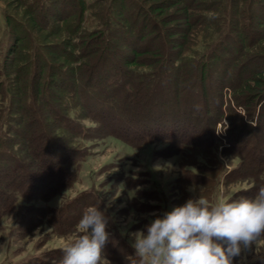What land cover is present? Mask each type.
Instances as JSON below:
<instances>
[{
  "label": "trees",
  "instance_id": "obj_1",
  "mask_svg": "<svg viewBox=\"0 0 264 264\" xmlns=\"http://www.w3.org/2000/svg\"><path fill=\"white\" fill-rule=\"evenodd\" d=\"M41 1V4H36L35 10L29 11L34 25L39 24L36 22L37 17L34 16L37 11L46 12L48 16L52 17L58 16L54 10L45 6L43 2L46 0ZM196 1L151 0L147 7L136 1L137 12L132 17L133 22L130 23V27H137L136 30L131 29L134 35L138 30L140 31L135 37L137 44L141 45L139 47L132 46L130 53L120 54L122 66L119 65L117 68L116 64V67L113 68L118 72L116 74L111 72L110 75H107L110 71L107 72L106 69L110 62L108 58L104 57L106 50L102 51L101 49L103 47L111 49V41L115 37L118 38L120 29L113 26L108 21V17H106L104 25L87 33L80 40L82 46L93 45V48H96L87 53L74 55V50L79 49L80 44L65 39L62 40L66 45L64 47L62 45H54L49 48H46V45L43 46L47 54L42 48L32 45L33 54L27 60V66L32 70L27 82H24L20 75H16L18 71L13 74L12 68L17 62L18 48L33 41L30 42L28 34L26 32L23 34L17 24L15 26V23L7 19V26L10 30L8 36L12 42H15V45L10 46L9 52L4 53V58L0 60V80L2 79L0 83V231L2 230L1 222L5 218H12L16 213L19 214V223L27 224L28 221H35V218L31 216L32 213H35L38 217H45L49 225H51V221H55L57 225L62 224L65 229L75 228L74 231H76V225L83 213L81 208H74L72 212L74 214H66L63 219L59 220L44 216L47 215V212L55 211L54 209L45 210L32 205L35 202L48 203L60 196L61 193H67L76 183V173L73 168H78L80 160L84 156L80 155V150L69 151L67 147L66 149L62 147V137L57 134L59 128L62 129V133L68 131V135H71L73 140L84 139L83 137L90 135H93L94 138L96 137L94 134L98 133L105 137L122 139L130 145L133 143L132 138L123 137L122 134L114 130L105 129L107 126L105 120L100 118L101 116L91 114L96 110V104L102 105L100 110L108 112L110 115L113 114L125 126L137 125L138 120L143 121L142 124L145 126L154 122L155 119H152L151 115H154L156 113L154 111L162 104L168 102L169 111L172 113L181 107L182 101L178 96L175 99L169 98L166 84L171 82L177 93L182 88L184 91L197 89L200 92L197 96L199 102L195 101L198 103L197 106L202 105L208 109V114L204 119L208 125L216 126L224 116L226 117L229 122L227 140L230 145L232 142L235 144L242 142L240 145L245 148L254 141L251 146L253 151L256 148L257 150L263 148L259 146L264 145L263 141H259L263 137L262 132H259L264 124V78L259 80L258 77L264 75V68L260 69L259 66L258 71L250 72V78L257 75L258 81L255 80V82L257 81L259 84L257 87H252L250 91L246 90V87L249 86L244 78V70L246 65H249L247 63L256 59L260 62L257 53L264 49V46L259 44L264 39L262 31H259L261 27H264V18L260 16V11L257 13L252 10L253 6L264 7L262 4L264 0H232L231 7L225 10L228 17L223 10L225 17L213 15L208 18L209 23L210 21L216 22L215 34L218 35L214 37V34H210L209 37L215 39L207 38L203 41V50L192 62L191 71L182 75L181 70L186 62L183 53L190 43L189 36L191 34L195 36L198 32L196 30H199L200 21L204 18L200 14L211 12L214 9L213 6L223 3L222 1H212L210 5H207L208 8H202L201 4H194ZM69 2L71 3L73 0ZM54 3L58 4L59 0ZM241 3L247 4L245 9L240 7ZM77 4L84 17L87 6L82 0H78ZM121 9L124 11V7ZM249 9L253 12L251 13ZM122 11L121 15H123ZM242 16L245 18L241 19ZM62 21H66V17ZM147 35L157 37L161 41V46L152 49L151 39L147 40ZM39 37L42 38V35ZM231 40H236L238 43L237 53H233V58H227L223 55L229 50L228 41ZM63 49H70L72 53L67 51L64 53ZM196 54L198 52H195V57ZM81 59H85L87 62L78 64ZM230 59H234V61ZM62 60L64 61L62 62ZM44 73L46 78L43 77ZM218 74L220 75L218 76ZM54 79L61 80V86L70 89L65 92L68 101L61 109L59 106L58 108L54 106L49 100H43L42 96L45 90L58 85ZM96 80H102V83L97 84ZM212 84L215 86L216 94H213L210 89ZM2 89H4L3 92ZM224 91L231 92V99L228 102L224 99ZM211 97L214 99L211 100ZM150 103L151 114L148 117L149 111L146 112V121L143 116L133 117L128 114L131 107L134 109L135 106V109L141 110L145 107L144 105ZM100 110L97 111L100 112ZM19 114L27 117L28 121L24 123V121L18 120L16 117ZM86 120H90L96 125L88 129L91 132L88 135L83 134L85 127L80 124ZM163 121L161 123H164ZM14 124L18 126L13 127ZM30 128L36 130L33 131V137H28L31 138V143L27 145L26 140ZM249 130H253L252 132H257V134L252 135L253 140H249V144L246 146L247 138H244V135H247ZM170 133L173 136L177 135L173 129L170 130ZM213 133H211L212 137H214ZM151 143L153 141L149 138L146 144ZM189 146L185 145L182 150L194 151V148ZM179 147L181 146L179 145ZM15 149L16 153L13 152ZM24 149L28 152L27 164L17 157V153L22 155ZM64 151L71 155L63 158V161L68 165L56 172L49 167V164H53L56 155L64 153ZM244 152L243 149L242 152L233 150L229 154L236 158L241 157L242 160L239 167L235 168L234 173L229 176L239 175L240 181L251 180L252 183L261 184V177L264 175V161L259 164L262 167L256 168L252 175L249 173L246 175L241 172L246 159ZM177 155L181 157V151L177 152ZM53 167L55 166L53 165ZM236 170L237 172H235ZM3 173H6L5 177L2 176ZM18 179L23 180L24 189L19 188L22 185ZM20 200L25 203L24 208L19 206ZM79 203L83 202L79 201ZM76 204L78 202L70 207ZM61 206L56 210L58 214L61 209L69 207V205ZM22 215H24L23 218ZM65 218L68 219L65 220ZM132 254L134 255V253ZM61 256L57 258L55 264H58ZM31 263L34 264V262Z\"/></svg>",
  "mask_w": 264,
  "mask_h": 264
},
{
  "label": "rangeland",
  "instance_id": "obj_2",
  "mask_svg": "<svg viewBox=\"0 0 264 264\" xmlns=\"http://www.w3.org/2000/svg\"><path fill=\"white\" fill-rule=\"evenodd\" d=\"M69 1L59 0L56 5L54 3L56 0L44 1L45 6L54 10V13L58 14V16L52 17L48 16L46 12L37 11L34 16L37 17L36 22L39 24L34 25L29 11L35 10L36 6L40 2L42 3L41 0H0V60L4 58V53L8 51L9 47L15 45V42H12L8 36L10 30L7 26V19L15 23V26L17 24L23 34L26 32L30 42L33 41L18 48L16 54L17 62L12 68L13 74L18 71L16 75L23 77L24 82H27L31 75L32 69L30 70L29 66H27V60L32 57V45L42 48L44 53L47 54L43 46L46 45L45 47L49 48L54 45H62L64 47L66 45L62 40L65 39L71 40L75 44H80L79 49L74 50V55L95 50L96 48H93V45L82 46L80 40L87 33L104 25L106 17H108V21L113 26L120 29L118 38L114 36L117 40L113 38L111 41V49H106L105 47L101 49L102 51L106 50L104 57L108 58L110 62L108 67H106L107 72L110 71L107 75H110L111 72L113 74L118 72L113 68L116 67V64L117 68L119 65L122 66L120 64V54L130 53L132 46L139 47L141 45L137 44L135 37L140 31L138 30L134 35L131 29L136 30L137 27H130V23L133 22L132 17L137 12L135 2L139 1L142 6L147 7L151 0H82L87 6L84 11V17L80 13V6L77 4L78 0H73L71 3ZM212 1H222L223 3L222 5L213 6L214 9L211 12L200 14L204 16L200 21L199 30L201 31L196 30L198 32L195 36L192 34L189 36L190 43L186 47L187 50L183 53L186 62L181 70L182 75L191 71L192 62L197 59V56L203 50V41L207 38H212L211 36L209 37L210 34H214V37L218 35L215 34L216 22L210 21L209 23L207 21L208 18L213 15L224 16L223 10H228L232 4V0H197L194 4L199 3L202 8H206ZM262 4L264 5V3ZM246 6L247 4L245 3L240 5L241 8L244 7L243 9ZM122 7H124V11H122ZM252 10L257 13L260 11V16L264 18V7L253 6ZM252 10L249 9L251 13L253 12ZM121 11L123 15L120 14ZM226 12L225 15H227ZM65 17L66 21H62ZM243 18L245 17L242 16L241 19ZM259 31H262V37L264 38V27H261ZM41 35L42 38L39 37ZM214 37L212 40L215 39ZM150 39L152 49L161 46V41L157 37L147 35V40ZM228 42L229 50L223 56L233 58V53H237L238 43L236 40ZM259 44L264 46V39ZM70 49H63L65 50L64 53H72ZM245 51L248 52V50ZM195 52H198L196 57ZM257 54L260 57V62L257 59L249 62L247 63L249 65H246L244 70V78H246L249 86L246 87L247 91H250L254 86H259L257 75H254V78H250V72L258 71L259 66L260 69L264 68V49L259 50ZM230 60L234 61V59ZM85 62H87L85 59H81L78 64H85ZM261 76L258 77L259 80L264 78V75ZM43 77L46 78L45 73ZM54 80L57 81L58 85L45 90L42 96L43 100H49L54 106L57 108L59 106L61 109L65 102L68 101L65 92L70 89H65L66 87L61 86V80ZM224 80L226 79L224 78ZM227 80L229 81V79ZM255 80L257 81L255 82ZM96 81L97 84L102 83V80ZM166 86L168 87L169 98L175 99L178 96L179 100L182 101L181 107L177 108L178 110L176 111L173 110L174 112L172 113L169 111L168 102L162 104L154 111L156 113L151 115L152 119L154 118L155 120L150 124L148 123L149 125L146 124L144 126L142 124L143 121L138 120L137 125L132 127L125 126L113 114L110 115L108 112L100 110L102 105L96 104V110L91 114L98 117L101 116L100 118L105 120L107 123L105 129L114 130L122 134L121 136L123 137L132 138L133 143L131 145L122 139L105 137L98 133L97 135L96 133L94 134L96 136L94 138L93 135H90L83 137L84 139L76 138L73 140L71 135H68V131H63L62 133V129L59 128L57 134L62 137V147L65 149L67 147L69 151L80 150V155L84 156L80 160L78 168H73L76 173V183L67 193H61L60 196L52 201L48 203L35 202L32 205L35 208L39 207L45 210L54 209L55 211L47 212V215L44 216L59 220L63 219L66 214H74L72 212L77 207L84 211L85 208L93 205L102 206V208L109 206L108 214L113 217V222L109 228L111 239L106 246L105 256L111 261V264H128L130 262L133 258L132 253H134V250L130 246L128 234L143 230L145 225L156 218V215L153 214L163 215V213L171 211L174 207L184 204L195 195L202 196L209 203H215L218 200L230 201L241 196L251 197L254 196L258 187L264 184V175L261 177V184L252 183L251 180L248 182L240 181L239 175L229 176V174L234 173L235 168H238L242 161L241 157L236 158L229 155L233 150H241V152L242 149L245 150L243 154H245L246 162H243L244 165L242 164L241 172L246 175L248 173L252 175L256 168L262 167L259 164L264 161V145H259L263 148L259 150L256 148L253 151L251 146L254 141L251 144L248 143L249 140H253L252 135L257 134V132L253 133V130H249L248 134L244 135V138H247V142L245 139L244 141L247 144L246 146L249 144L248 147L242 148L240 145L242 142L238 144L232 142L230 145L227 140L228 120L224 116L216 126L208 125L204 120L208 114V109L202 105L197 106L198 103H196V101L199 102L197 96L200 93L197 89L184 91L182 88L177 93L171 82L167 83ZM210 89L213 94H216L213 84ZM3 91L4 89H2ZM223 93L224 99L228 102L231 99V92L224 91ZM59 98L61 99L58 100ZM213 99L214 97H211V100ZM151 101L153 103V100ZM151 103L144 105L145 107L141 110L135 109V106L134 109L131 107L128 114L133 117L137 115L143 116L145 120L147 115L149 117V114H151ZM98 109L100 112L97 111ZM148 111L149 113L146 115ZM209 113L211 115V112ZM16 118L21 122L24 121V123L28 121L27 117L22 114L17 115ZM162 121L164 123H161ZM80 124L85 127L84 135L91 134L88 129L96 126L90 120L82 121ZM12 126L17 127L18 125L14 124ZM225 128L226 130L224 131ZM172 129L177 132L176 136L171 135L170 130ZM34 130L36 129L30 128L28 131L27 145L31 143V138L28 137H33ZM217 131L223 132L218 133ZM261 132L263 137L259 141L264 142V124L260 128L259 133ZM211 133L214 134V137L211 136ZM149 138L153 143L146 144ZM175 141L177 144L174 143ZM188 144L194 148V151L185 150V152L182 150L185 145L190 147ZM180 151L181 157L177 155V152ZM13 152L16 153V149ZM65 152L56 155L53 164H49L52 170L57 172L61 168L67 167L68 163L64 162L63 158L71 155ZM258 152L261 153V156H259L260 153ZM27 153L25 149L22 155L17 153V157L23 160L25 164L28 162ZM2 176L5 177L6 173H3ZM18 181L23 186V180L18 179ZM22 186L19 188L24 189L25 185ZM193 186H195L196 192L190 191ZM79 201L83 203H79ZM77 202L78 204L70 207ZM61 205H69V207L61 209L58 214L56 210L62 207ZM19 206L24 208L25 203L20 200ZM18 216L19 214L16 213L12 218H5L1 222L0 264H32L31 262H34V264H55L57 258L62 255L63 246L77 235V231H74L75 228L65 229L62 224L57 225L55 221L51 220V225H49L45 217H38L35 213L31 215L35 218V221H28L27 224L24 222L19 223ZM23 217L24 215H22ZM67 219L65 218V220ZM259 251L264 253V240L259 244ZM259 262L264 264V259L255 258V247H253L247 253L245 264H259ZM237 264H240L239 258L237 259Z\"/></svg>",
  "mask_w": 264,
  "mask_h": 264
},
{
  "label": "clouds",
  "instance_id": "obj_3",
  "mask_svg": "<svg viewBox=\"0 0 264 264\" xmlns=\"http://www.w3.org/2000/svg\"><path fill=\"white\" fill-rule=\"evenodd\" d=\"M190 191L196 192L195 186ZM108 207L84 209L77 235L63 246L58 264H111L105 256L113 222ZM153 215L156 218L143 230L128 234L134 250L128 264H237L238 258L245 264L253 247L255 258L264 259L259 251L264 240V184L251 197L209 203L195 195L163 215Z\"/></svg>",
  "mask_w": 264,
  "mask_h": 264
}]
</instances>
